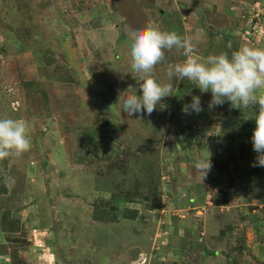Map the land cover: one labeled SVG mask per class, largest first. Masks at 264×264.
Segmentation results:
<instances>
[{"label": "rangeland", "instance_id": "rangeland-1", "mask_svg": "<svg viewBox=\"0 0 264 264\" xmlns=\"http://www.w3.org/2000/svg\"><path fill=\"white\" fill-rule=\"evenodd\" d=\"M262 102L264 0H0V264H264Z\"/></svg>", "mask_w": 264, "mask_h": 264}, {"label": "trees", "instance_id": "trees-1", "mask_svg": "<svg viewBox=\"0 0 264 264\" xmlns=\"http://www.w3.org/2000/svg\"><path fill=\"white\" fill-rule=\"evenodd\" d=\"M255 107V106H254ZM255 108H258V111H260L261 113H264V103L262 102L261 104L259 103L258 105H257V107H255ZM260 190L261 191H259V193L262 195V193H264V189H262V187H260ZM2 222L4 223V225L5 226H7L8 225V227L6 228V229H10V227L11 226H9L12 222H11V220H10V218H9V214L8 213H5V214H2ZM11 229H12V227H11Z\"/></svg>", "mask_w": 264, "mask_h": 264}]
</instances>
